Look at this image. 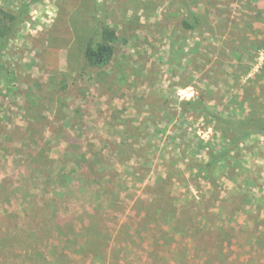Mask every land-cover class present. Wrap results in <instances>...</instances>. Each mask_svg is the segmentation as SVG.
Masks as SVG:
<instances>
[{"label": "rangeland", "instance_id": "374dc122", "mask_svg": "<svg viewBox=\"0 0 264 264\" xmlns=\"http://www.w3.org/2000/svg\"><path fill=\"white\" fill-rule=\"evenodd\" d=\"M186 2L0 0V264H264V0Z\"/></svg>", "mask_w": 264, "mask_h": 264}, {"label": "trees", "instance_id": "16d2710c", "mask_svg": "<svg viewBox=\"0 0 264 264\" xmlns=\"http://www.w3.org/2000/svg\"><path fill=\"white\" fill-rule=\"evenodd\" d=\"M178 3L180 8L185 11V19L182 21V27L186 30L194 29V26H199L201 23V17L194 11H192L186 0H173ZM22 12H18L17 14H13L11 12H7L4 10H0V60L3 49H5L6 45L8 44L10 38L15 33V28L20 21ZM93 38L89 40L86 45L84 51V59L86 64L90 67L95 68H105L107 67L113 59L115 53L114 44L117 40L116 31L99 21H96L93 25ZM2 66L0 64V73H1ZM0 89H1V76H0ZM1 91V90H0ZM188 104H193L196 110L203 111V114L212 120L216 125H224L225 123H232L231 121H227L223 119L219 114H212L205 110L202 103L199 99H195ZM241 124V123H240ZM235 127V125H234ZM236 128V127H235ZM240 131V128H236ZM241 137L244 135L243 132H240ZM226 151H222L221 154L225 155ZM222 155V156H224ZM220 158H214L204 166L200 167V175L204 177L205 180L214 181L213 175L217 173V165L220 161ZM82 161L85 162V155L82 158ZM66 178L64 177L65 180ZM1 237V236H0ZM10 239H12L10 237ZM9 238H0V252L6 251L7 249H14L17 251L16 246H13L14 243L11 242ZM67 247V242H63ZM68 248V247H67ZM21 252L24 253L26 256L31 257H42L41 251L39 248H35L32 245H28L25 250L21 249Z\"/></svg>", "mask_w": 264, "mask_h": 264}]
</instances>
